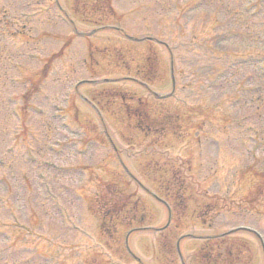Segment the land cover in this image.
I'll use <instances>...</instances> for the list:
<instances>
[{"label": "rangeland", "instance_id": "1", "mask_svg": "<svg viewBox=\"0 0 264 264\" xmlns=\"http://www.w3.org/2000/svg\"><path fill=\"white\" fill-rule=\"evenodd\" d=\"M189 2L190 12L177 21L178 26L173 24V38L169 37L165 30L171 13ZM236 4L247 6L244 0H0V159L5 157L7 164L0 167V177L7 180L8 176L10 191L5 193L0 185V225H6L0 227V264H113L106 261L102 249L115 264H137L124 245L127 233L135 227L134 214L142 213L143 229H162L129 239L131 250L145 264H182L176 246L186 235L195 238L179 247L184 264L226 260L244 264L240 251L245 248L233 245L236 241L246 245L247 264H264L262 245L246 233L221 242L210 239L247 225L264 234V216L247 206L249 202L254 210H262L264 192L249 196L258 179L239 176V169L253 161H261L257 171L264 170V96L256 99L248 81L232 85L235 74L239 79L255 78L251 68L225 72V79L217 72L225 66L221 52L238 61L259 58L264 72V53L238 55L264 46V23L260 22L264 21V0L252 5V21L247 14L243 19L226 13L228 8L233 12L240 8ZM216 11L223 22L221 29L218 18L208 14ZM112 25L135 38L157 37L169 45L178 82L175 97L161 102L122 79L80 87L78 92L89 99L91 93L102 90L95 106L105 104L117 119L102 113L101 125L71 89L78 81L117 74L140 79L145 73L155 75L154 91H171L165 48L111 33L79 39L78 29L94 32ZM224 26L235 35L223 33L211 41L219 29L227 31ZM45 65L48 70L41 81ZM34 74L41 78L35 86L38 78L29 81ZM215 75L216 83L210 80ZM256 83L264 89V75ZM193 103L203 109L194 108ZM122 105L128 109V119L119 115ZM56 107H61L57 114L62 120L52 118ZM97 107L102 110L101 105ZM13 108L24 115L23 122L13 116ZM155 108L176 121L185 118L174 135L165 131L156 138L134 128L136 122L130 121V115L138 109L151 115ZM251 129L258 134L249 133ZM104 135L111 138L128 172L171 208L170 222L166 207L124 173ZM151 141L168 154L161 151L165 156L160 152L150 156ZM177 157L182 162L180 172L171 163ZM262 185L259 182L258 188L263 189ZM98 188L106 199L97 200V208L94 193ZM248 208L251 212L242 211ZM73 225L80 229L74 231ZM97 228L120 247L117 253L94 238ZM227 245H231L228 252ZM93 246L100 250L88 251Z\"/></svg>", "mask_w": 264, "mask_h": 264}]
</instances>
